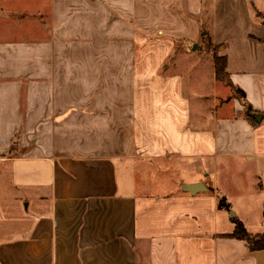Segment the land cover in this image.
<instances>
[{"label":"crops","instance_id":"crops-1","mask_svg":"<svg viewBox=\"0 0 264 264\" xmlns=\"http://www.w3.org/2000/svg\"><path fill=\"white\" fill-rule=\"evenodd\" d=\"M228 81L264 112V0H0V264H264L231 236L264 233V118Z\"/></svg>","mask_w":264,"mask_h":264},{"label":"rangeland","instance_id":"rangeland-1","mask_svg":"<svg viewBox=\"0 0 264 264\" xmlns=\"http://www.w3.org/2000/svg\"><path fill=\"white\" fill-rule=\"evenodd\" d=\"M108 45L105 44L104 41L101 39V52L107 47ZM110 48L108 50H112L113 47L109 45ZM204 50L206 52H213V47L210 42V39L207 36L201 38L200 43L198 46L195 47L194 51L196 50ZM122 51L124 53L125 48L122 47ZM106 53H101V55ZM114 56L113 53H109ZM123 55V54H122ZM118 56L117 58H121L119 62L123 64L129 61L127 56ZM112 56L107 57L104 56L107 60L112 58ZM132 59L136 57V51L133 52L131 55ZM103 57V56H101ZM102 59V58H101ZM187 61H184L183 64H187ZM118 71H110V70H103L101 69V112H103L106 117L103 119L101 118V128H104L106 135L109 137L112 136V132L109 127V123L111 121V115L115 114L118 119L122 122L120 125V131L122 132L121 137L122 141L125 140L126 133H128L129 129V116H130V97H131V84L129 79L130 72L128 70L121 71L120 75L118 76ZM106 76L103 79V76Z\"/></svg>","mask_w":264,"mask_h":264},{"label":"trees","instance_id":"trees-1","mask_svg":"<svg viewBox=\"0 0 264 264\" xmlns=\"http://www.w3.org/2000/svg\"><path fill=\"white\" fill-rule=\"evenodd\" d=\"M205 36H207V33L203 32L201 34V38ZM225 66H226L225 56L215 55L214 56L215 73H216L217 78L220 81H225L228 78V75L225 71ZM217 206L218 208H221V209L229 208L227 200L223 196L219 198ZM233 222L235 224V228H234L233 233L231 234L232 237L245 240L249 246V249L252 251L264 249V233L252 235L247 232L244 224L240 220L233 218Z\"/></svg>","mask_w":264,"mask_h":264},{"label":"water","instance_id":"water-1","mask_svg":"<svg viewBox=\"0 0 264 264\" xmlns=\"http://www.w3.org/2000/svg\"><path fill=\"white\" fill-rule=\"evenodd\" d=\"M228 85L230 86V91L232 95L237 98L241 105L245 108V113L253 118L255 121L259 122L262 118H264V112L255 111L252 109L251 104L245 98V93L238 87H235L231 82L228 81ZM197 187V185H192L187 187V190L193 192V190Z\"/></svg>","mask_w":264,"mask_h":264}]
</instances>
